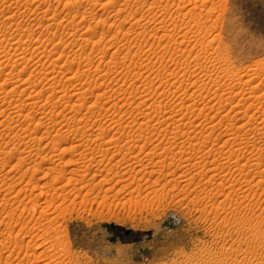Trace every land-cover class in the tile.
<instances>
[{
	"label": "rangeland",
	"instance_id": "obj_1",
	"mask_svg": "<svg viewBox=\"0 0 264 264\" xmlns=\"http://www.w3.org/2000/svg\"><path fill=\"white\" fill-rule=\"evenodd\" d=\"M0 47V97L13 101L0 99V123L13 131L24 122L0 130V264H264L263 143L227 129L264 90V0H0ZM250 74L260 77L250 83ZM252 86L254 97L236 106L232 95ZM255 104L260 127L264 106ZM189 137V151L214 140L218 172L207 178L186 162L179 145ZM221 143L250 144L256 166L225 190L215 183L238 166L218 155Z\"/></svg>",
	"mask_w": 264,
	"mask_h": 264
},
{
	"label": "bare ground",
	"instance_id": "obj_2",
	"mask_svg": "<svg viewBox=\"0 0 264 264\" xmlns=\"http://www.w3.org/2000/svg\"><path fill=\"white\" fill-rule=\"evenodd\" d=\"M37 1H38V0H37ZM74 1H75V0H74ZM126 1H127V0H126ZM130 1H131V0H130ZM153 1H154V0H153ZM156 1H157V0H156ZM174 1H175V0H174ZM186 1H187V0H186ZM189 1H190V0H189ZM81 2H83V1H81ZM107 2H109V1H107ZM137 2H138V1H137ZM137 2H136V3H137ZM145 2H146V1H145ZM180 2H181V1H180ZM183 2H184V1H182V3H183ZM10 3H11V2H10ZM35 3H36V2H35ZM72 3H73V2H72ZM86 3H87V2H86ZM86 3H85V4H86ZM109 3H110V2H109ZM123 3H124V2H123ZM143 3H144V1H143ZM143 3H142V4H143ZM153 3H154V2H153ZM173 3H174V2H173ZM173 3H172V5H173ZM204 3H205V2H204ZM75 4H76V3H75ZM88 4H89V3H88ZM142 4H141V5H142ZM156 4H157V2H156ZM187 4H188V3H187ZM192 4H193V3H192ZM26 5H27V4H26ZM121 5H122V4H121ZM123 5H124V4H123ZM136 5H138V4H136ZM182 5H184V4H182ZM143 6H144V5H143ZM163 6H164V5H163ZM163 6H162V7H163ZM189 6H190V5H189ZM86 7H87V6H86ZM137 7H138V6H137ZM151 7H152V6H151ZM179 7H180V6H179ZM181 7H182V6H181ZM192 7H193V6H192ZM69 8H70V7H69ZM138 8H139V7H138ZM149 8H150V7H149ZM152 8H153V7H152ZM76 9H77V8H76ZM155 9H156V8H155ZM6 10H7V9H6ZM87 10H88V9H87ZM156 10H157V9H156ZM170 10H171V9H170ZM177 10H178V9H177ZM193 10H194V9H193ZM193 10H191V11H193ZM70 11H71V10H70ZM121 11H122V9H121ZM140 11H141V10H140ZM140 11H139V12H140ZM164 11H165V10H164ZM39 12H40V11H39ZM155 12H157V11H155ZM178 12H179V11H178ZM178 12H177V13H178ZM134 13H135V12H134ZM141 13H142V12H141ZM161 13H162V12H161ZM163 13H164V12H163ZM171 13H172V12H171ZM189 13H190V12H189ZM142 14H143V13H142ZM159 14H160V13H159ZM180 14H181V12H180ZM184 14H185V13H184ZM191 14H192V13H191ZM191 14H190V16H191ZM12 15H13V14H12ZM36 15H37V14H36ZM145 15H146V14H145ZM155 15H156V14H155ZM155 15H154V16H155ZM170 15H171V14H170ZM178 15H179V14H178ZM186 15H187V13H186ZM196 15H197V14H196ZM7 16H8V15H7ZM112 16H113V15H112ZM118 16H119V15H118ZM183 16L185 17V15H183ZM49 17H50V16H49ZM127 17H128V16H127ZM127 17H126V18H127ZM140 17H141V16H140ZM142 17H143V16H142ZM144 17H145V16H144ZM167 17H168V15H167ZM155 18H156V17H155ZM157 18H158V16H157ZM163 18H164V17H163ZM174 18H175V17H174ZM191 18H192V17H191ZM198 18H199V17H198ZM28 19H29V18H28ZM124 19H125V18H124ZM143 19H145V18H143ZM167 19H168V18H167ZM21 20H22V19H21ZM30 20H31V19H30ZM38 20H39V19H38ZM128 20H129V19H128ZM136 20H137V18H136ZM153 20H154V19H153ZM169 20H170V19H169ZM177 20H178V19H177ZM34 21H35V20H34ZM116 21H117V20H116ZM139 21H140V20H139ZM143 21H144V20H143ZM147 21H148V20H147ZM160 21H161V20H160ZM160 21H159V22H160ZM175 21H176V20H175ZM187 21H188V20H187ZM191 21H192V20H191ZM200 21H202V20H200ZM112 22H113V21H112ZM119 22H120V21H119ZM164 22H165V21H164ZM173 22H174V21H173ZM176 22H177V21H176ZM51 23H52V22H51ZM145 23H146V22H145ZM149 24H150V23H149ZM160 24H161V22H160ZM163 24H164V23H163ZM176 24H177V23H176ZM188 24H189V23H188ZM15 25H16V24H15ZM155 25H156V24H155ZM155 25H154V26H155ZM196 25H197V24H196ZM133 26H134V25H133ZM142 26H143V25H142ZM157 26H158V25H157ZM172 26H173V25H172ZM172 26H171V27H172ZM44 27H45V26H44ZM163 27H165V26H163ZM166 27H167V26H166ZM166 27H165V29H166ZM185 27H186V26H185ZM185 27H184V28H185ZM172 28H173V27H172ZM175 28H176V27H175ZM175 28H174V29H175ZM13 29H14V28H13ZM17 29H18V28H17ZM139 29H140V28H139ZM154 29H155V28H154ZM163 29H164V28H163ZM165 29H164V30H165ZM157 30L159 31L158 28H157ZM160 30H161V29H160ZM167 30H168V29H167ZM167 30H165V31L162 30L164 33H165V32L168 33V34H166V33L164 34V33H163V34H164V35L162 34L163 36L160 34L162 38H163L164 36H165V37H166V36H170V37H171V35L169 34L170 31H167ZM170 30H171V29H170ZM172 30H173V29H172ZM172 30H171V31H172ZM146 31H147V30H146ZM148 31H149V30H148ZM155 31H156V30H155ZM155 31H154V32H155ZM30 32H31V31H30ZM83 32H84V31H83ZM143 32H144V31H143ZM154 32H153V33H154ZM174 32H175V31H174ZM177 32H178V30H177ZM180 32H181V31H180ZM187 32H188V31H187ZM23 33H24V32H23ZM79 33H80V32H79ZM155 33H156V32H155ZM161 33H162V32H161ZM20 34H21V33H20ZM81 34H82V33H81ZM10 35H11V34H10ZM39 35H40V34H39ZM42 35H43V34H42ZM154 35H155V34H154ZM157 35H158V34H157ZM157 35H155V37H156ZM177 35H178V34H177ZM181 35H183V34H181ZM78 36H79V35H78ZM186 36H187V33H186ZM194 36H195V35H194ZM122 37H123V35H122ZM161 37H160V39H162ZM165 37H164V38H165ZM177 37L179 38V36H177ZM181 37H182V36H181ZM188 37H189V36H188ZM28 38H29V37H28ZM90 38H91V37H90ZM167 38H169V37H167ZM174 38H175V37H174ZM178 38H176L177 40H176V39H173V40H175V41H177V42L179 41V43L182 44L183 41L180 42V39H178ZM182 38H183V37H182ZM88 39H89V38H88ZM119 39H121V38H119ZM169 39H170V38H169ZM169 39H167V41H168ZM17 40H18V39H17ZM78 40H79V39H78ZM162 40H163V39H162ZM184 40H185V39H184ZM187 40H188V38H187ZM19 41H20V40H19ZM25 41H26V40H25ZM30 41H31V40H30ZM50 41H51V40H50ZM84 41H85V40H84ZM98 41H99V40H98ZM171 41H172V39H171ZM171 41H170V42H171ZM82 42H83V41H82ZM168 42H169V41H168ZM184 42H185V41H184ZM11 43H12V42H11ZM18 43H19V42H17V44H13V46H14V45H17V46L14 47V48L17 49V50H19V47H20V46H19L20 44H18ZM49 43H50V42H49ZM57 43H59V42H57ZM70 43H71V42H70ZM92 43H93V42H92ZM135 43H136V42H135ZM187 43H188V42H187ZM7 44H8V43H7ZM124 44H125V43H124ZM166 44H167V43H166ZM181 44H180V45H181ZM8 45H9V44H8ZM52 45H53V44H52ZM58 45H59V44H58ZM143 45H144V44H143ZM18 46H19V47H18ZM110 46H111V45H110ZM187 46H188V45H187ZM35 47H36V46H35ZM42 47H43V46H42ZM56 47H57V46H56ZM59 47H60V45H59ZM72 47H73V46H72ZM123 47H124V46H123ZM0 48H1V47H0ZM26 48H27V47H26ZM45 48H46V47H45ZM45 48H43V49L41 48L42 51L45 50ZM78 48H79V47H78ZM82 48H83V47H82ZM93 48H94V47H93ZM190 48H191V47H190ZM10 49H11V48H10ZM20 49H21V48H20ZM101 49H102V48H101ZM103 49H104V47H103ZM108 49H109V48H108ZM125 49H126V48H125ZM136 49H137V48H136ZM56 50H57V48H56ZM150 50H151V49H150ZM5 51H7V50L5 49ZM23 51H24V50H23ZM34 51H35V50H34ZM40 51H41V50H40ZM47 51H49V50H47ZM102 51H103V50H102ZM105 51H107V50H105ZM116 51H117V50H116ZM126 51H127V49H126ZM145 51H146V50H145ZM179 51H180V50H179ZM183 51H184V50H183ZM18 52H19V51H18ZM20 52H21V50H20ZM20 52H19V53H20ZM44 52L46 53V51H44ZM44 52H43V53H44ZM164 52H165V51H164ZM19 53H18V54H19ZM36 53H37V52H36ZM52 53H53V51H52ZM84 53H85V52H84ZM22 54H23V53H22ZM41 54H42V53H41ZM47 54H48V53H47ZM81 54H82V53H81ZM106 54H107V53H106ZM9 55H10V54H9ZM12 55H13V54H12ZM62 55H63V54H62ZM94 55H95V54H94ZM102 56H103V55H102ZM42 57H43V56H42ZM48 57H49V56H48ZM52 57H53V56H52ZM99 57H100V56H99ZM49 58H50V57H49ZM56 58H57V57H56ZM63 58H64V57H63ZM131 58H133V57L131 56ZM131 58H130V59H131ZM37 59H38V58H37ZM53 59H54V58H53ZM60 59H61V58H60ZM67 59H68V58H67ZM83 59H84V58H83ZM83 59H82V60H83ZM92 59H93V58H92ZM111 59H112V58H111ZM20 60H21V59H20ZM71 60H72V59H71ZM74 60H75V59H74ZM84 60H85V59H84ZM174 60H175V59H174ZM14 61H15V60H14ZM14 61H13V62H14ZM36 61H37V60H36ZM58 61H59V60H58ZM134 62H135V61H134ZM8 63H9V62H8ZM14 63H16V62H14ZM17 63H19V62H17ZM17 63H16V64H17ZM111 63H112V62H111ZM6 64H7V62H6ZM6 64H5V67H6ZM71 64H72V63H71ZM135 64H136V62H135ZM182 64H183V63H182ZM184 64H185V63H184ZM2 65H3V63H2ZM7 65H9V64H7ZM13 65H14V64H13ZM21 65H22V64H21ZM23 65H24V64H23ZM23 65H22V70H23V67H24ZM40 65H41V64H40ZM47 65H48V64H47ZM82 65H83V64H82ZM89 65H90V64H89ZM105 65H106V64H105ZM132 65H133V63H132ZM190 65H191V64H190ZM190 65H189V66H190ZM48 66H49V65H48ZM117 66H118V65H117ZM128 66H129V65H128ZM179 66H180V65H179ZM181 66H182V65H181ZM181 66H180V67H181ZM0 67H1V65H0ZM11 67H12V66H11ZM25 67H26V66H25ZM34 67H35V66H34ZM53 67L55 68L54 65H53ZM1 68H2V67H1ZM30 68H31V67H30ZM54 68H53V70H54ZM59 68H60V67H59ZM83 68H84V67H83ZM129 68L131 69V67H129ZM216 68H217V67H216ZM24 69H26V68H24ZM45 69H46V68H45ZM45 69H44V70H45ZM173 69H174V68H173ZM202 69H203V68H202ZM9 70H10V69H9ZM46 70H47V69H46ZM47 71H48V70H47ZM174 71H175V70H174ZM259 71H260V70H259ZM3 72H4V71H3ZM19 72H20V71H19ZM21 72H22V71H21ZM54 72H56V71L54 70ZM54 72H53V73L51 72V73L54 74ZM61 72H62V71H61ZM69 72H70V71H69ZM185 72L187 73V71H185ZM238 72H239V71H238ZM242 72H243V71H242ZM81 73H82V72H81ZM105 73H106V72H105ZM140 73H141V72H140ZM202 73H203V72H202ZM250 73H251V72H250ZM256 73H257V72H256ZM256 73H255V74H256ZM38 74H40L41 76L44 75L43 78H44V77L48 78V74H49V72H46V71H45V72H42V71H39ZM191 74H192V73H191ZM234 74H235V73H234ZM237 74H238V73H237ZM255 74H254V76H252L253 74H250V79H248V80L250 81V83H254V82H256V81L258 80V78L260 77V76H259L260 73H257V74H259V75H257V76H256ZM36 75H37V74H36ZM135 75H136V74H135ZM2 76H3V75H2ZM61 76H62V75H61ZM70 76H73V74L70 75ZM234 76H235V75H234ZM28 77H29V76H28ZM203 77H204V76H203ZM207 77H208V76H207ZM236 77H237V76H236ZM239 77L241 78V76H239ZM242 77H243V76H242ZM0 78H1V77H0ZM35 78H36V77H35ZM46 78H45V79H46ZM50 78H51V77H50ZM58 78H59V77H58ZM78 78H79V77H78ZM80 78H81V77H80ZM112 78H113V77H112ZM188 78H189V77H188ZM188 78H187V79H188ZM197 78L200 79V77H197ZM65 79H66V78H65ZM70 79H71V77H70ZM176 79H177V78H176ZM199 79H197V80H199ZM235 79H236V78H235ZM260 79H261V78H260ZM59 80H60V79H59ZM71 80H72V79H71ZM84 80H85V79H84ZM188 80H189V79H188ZM202 80H203V79H202ZM230 80H231V79H230ZM239 80H240V79H239ZM239 80H237V81H239ZM243 80H244V79H243ZM248 80H247V81H248ZM5 81H6V80H5ZM18 81H19V80H18ZM24 81H25V80H24ZM24 81H23V82H24ZM61 81H62V80H61ZM89 81H90V80H89ZM217 81H218V80H217ZM234 81H235V80H234ZM240 81H241V80H240ZM8 82H9V81H8ZM14 82H16V80H15ZM23 82H22V83H23ZM25 82H26V81H25ZM25 82H24V84H25ZM87 82H88V81H87ZM96 82H97V81H96ZM104 82H105V81H104ZM109 82H110V81H109ZM161 82H162V81H161ZM195 82H196V81H195ZM241 82H242V81H241ZM241 82H240V83H241ZM243 82H244V81H243ZM69 83H70V82H69ZM97 83H98V82H97ZM0 84H1V83H0ZM11 84H12V83H11ZM19 84H20V83H18V85H19ZM31 84H32V83H31ZM70 84H71V83H70ZM155 84H156V83H155ZM205 84H207V83H205ZM234 84H235V83H234ZM238 84H239V83H238ZM238 84H235V87H236V85H238ZM33 85L35 86V84H33ZM50 85H51V84H50ZM59 85H60V84H58V86H57L56 88H58ZM93 85H95V83H94ZM99 85H100V84H99ZM199 85H200V84H199ZM201 85H202V84H201ZM208 85H209V84H207L206 86H208ZM216 85H217V84H216ZM222 85H223V84H222ZM222 85H221V86H222ZM226 85L228 86L229 84H226ZM250 85H251V84H250ZM256 85H257V84H256ZM10 86H11V85H10ZM25 86H26V85H25ZM34 86H33V87H34ZM48 86H49V85H48ZM52 86H53V85H52ZM61 86H62V85H61ZM67 86H68V85H67ZM79 86H80V84H79ZM79 86H78V87H79ZM221 86H219V88H218L219 90H220ZM223 86H224V85H223ZM231 86H233V85H231ZM231 86H230V88L232 89ZM36 87H37V84H36ZM36 87H35V88H36ZM73 87H74V86H73ZM78 87H77V88H78ZM95 87H97V86H95ZM197 87H198V86H197ZM224 87H225V86H224ZM233 87H234V86H233ZM255 87H257V86H255ZM258 87H259V86H258ZM4 88H5V87H4ZM17 88H19V87L17 86ZM25 88H26V87H25ZM29 88H30V87H29ZM31 88H32V87H31ZM37 88H38V87H37ZM56 88L54 87L53 89L55 90ZM61 88H62V87H61ZM66 88H67V87H66ZM68 88H69V87H68ZM68 88H67V90H68ZM75 88H76V87H75ZM77 88H76V89H77ZM93 88H94V87H93ZM93 88H92V89H93ZM225 88H226L225 90H227V87H225ZM237 88H238V86H237ZM237 88H236V89H237ZM253 88H254L253 86L250 87L248 90H246L245 93H243V92L240 90V91L243 93V96H242V98L239 99V100H238V98H236V95H234V94L232 95L233 98H231V99H232L233 101H234V100H237V104H236V106L241 105V104H242V101H244V100L247 98V96H248L249 94H251L250 96L254 97V96L252 95V93H253V91H254ZM10 89H11V88H10ZM27 89H28V88H27ZM39 89H40V88H39ZM62 89H65V88H62ZM79 89L81 90V91H80L81 94L79 93L80 95L85 94V92H84V90H83V89H85V86H82V87L79 88ZM88 89H89V88H88ZM95 89H96V88H95ZM95 89H94V90H95ZM145 89H146V88H145ZM149 89H150V88H149ZM212 89H213V88H212ZM234 89H235V88H234ZM20 90H21V89H20ZM22 90H23V89H22ZM22 90H21V93H23ZM25 90H26V89H25ZM25 90H24V91H25ZM60 90H61V89H60ZM69 90H70V89H69ZM77 90H78V89H77ZM176 90H177V89H176ZM243 90H245V89H243ZM0 91H1V90H0ZM8 91H9V90H8ZM33 91H35V90H33ZM40 91H41V90H40ZM51 91H52V90H51ZM56 91H57V90H56ZM56 91H54V92L52 93V96H51V95H47V96H50V97H52V98H53V97H57L58 94L61 95V93L63 92L62 90H61L62 92H61V91H57V92H56ZM82 91H83V94H82ZM87 91H88V90H87ZM147 91H149V90H147ZM172 91H173V90H172ZM220 91H222V90H220ZM223 91H224V90H223ZM228 91H230V90H228ZM231 91H232V90H231ZM233 91H234V90H233ZM233 91H232V92H233ZM236 91H237V90H236ZM240 91H238V92H240ZM15 92H17V91H15ZM26 92H27V90H26ZM38 92H39V90H38L36 93H38ZM42 92H43V91H42ZM47 92H48V91H47ZM47 92H46V93H47ZM70 92H71V91H70ZM77 92H78V91H77ZM164 92H165V91H164ZM174 92H175V91H174ZM218 92H219V91L217 90V93H218ZM225 92H226V91H224V93H225ZM232 92H231V93H232ZM238 92H237V93H238ZM31 93H32V91H31ZM33 93H35V92H33ZM36 93H35V94H36ZM65 93H66V91H65ZM103 93H104V92H103ZM106 93H107V92H106ZM235 93H236V92H235ZM237 93H236V94H237ZM242 93H241L240 95H242ZM261 93H262V94H260V96H259V95H258V96L256 95L257 97H255V100H254V98H253L254 101L251 99L252 102H251V103L249 102L250 105L246 106V107H248V108H247L245 111L242 112V111H238V110H235V109H234L235 111H237V112L235 113V114H236V117L238 116V114H241V115L239 116V118H237V121H233V120L235 119V117H234L235 115H234V116H233V120L230 121L231 123H230V124H227V125H229L227 129H230V130H231V129L234 128V127H235V129H236V127H237L236 130H232V131H235L237 134H236L235 132H234V134L237 135V137H239V138H240V137H244V136L246 137V139H245V137L242 138V142H243V139H245V141H246V140H248V139H252V137H253L254 141H259V142H262V143H263V149H264V117H263V119L261 118V119L263 120V122H262V123H263V126H262V125H259L260 127H258V125H257V126H254L255 121H253V120H257V119H255V118L257 117V114L255 113V115H254V112H252L253 114L250 115V113H251V111H252V105L255 104L256 102L258 103V105L260 104L261 106H262V105L264 106V104L262 103L264 99L262 100V102H261V99H258V98H262V97H264V90H263ZM1 94H2V93H1ZM9 94H10V93H9ZM24 94H26V93H24ZM71 94H72V93H71ZM88 94H90V93H88ZM181 94H182V93H181ZM193 94H194V93H193ZM238 94H239V93H238ZM238 94H237V95H238ZM5 95H6V94H5ZM5 95H4V96H5ZM27 95H28V93H27ZM38 95H39V93H38ZM38 95H37V96H38ZM41 95H42V94H41ZM60 95H59V97H60ZM62 95H63V94H62ZM75 95H77V94H75ZM102 95H103V94H102ZM145 95H146V94H145ZM216 95H217V94H216V92H215V96H216ZM219 95H222V93L219 94ZM4 96H3V97H0V99H1V98L4 99L5 97H7V98H5V99L8 100V97H10V96H7V95H6L5 97H4ZM11 96H13V95H11ZM18 96H19V95H18ZM29 96L31 97V98L29 97L31 100H32L33 98H36V96H34V95L32 96L31 94H29ZM44 96H45V95H44ZM83 96H85V95H83ZM97 96H98V94H97ZM226 96H227V95H226ZM238 96H239V95H238ZM27 97H28V96H27ZM39 97H40V96H39ZM79 97H81V96H79ZM213 97H214V96H213ZM221 97H222V96H221ZM248 97H249V96H248ZM48 98H49V97H48ZM61 98H62V96H61ZM91 98H92V97H91ZM187 98H188V97H187ZM216 98H217V97H216ZM228 98H229V100H231L230 97H228ZM256 98H257L258 100H257ZM5 99H4V100H5ZM27 99H28V98H27ZM39 99H40V98H39ZM46 99H47V98H46ZM49 99H50V98H49ZM49 99H48V101H49ZM58 99H59V98H58ZM97 99H98V98H97ZM146 99H147V98H146ZM204 99H205V98H204ZM249 99H250V98H249ZM9 100H10V99H9ZM9 100H8V102H9ZM50 100H51V99H50ZM56 100H57V99H56ZM61 100H62V99H61ZM65 100H66V99H65ZM95 100H96V99H95ZM208 100H209V99H208ZM217 100H218V98H217ZM219 100H220V98H219ZM48 101H47V102H48ZM89 101H90V100H89ZM8 102H7V103H8ZM10 102H13V101L10 100ZM22 102H23V101H22ZM87 102H88V101H87ZM206 102H207V101H206ZM220 102H221V100H220ZM222 102H223V101H222ZM245 102H246V101H245ZM5 103H6V102H5ZM32 103H33V102H32ZM56 103H57V102H56ZM96 103H97V102H96ZM249 103H248V104H249ZM8 104H9V103H8ZM18 104H19V103H18ZM23 104H24V103H23ZM45 104H46V103H45ZM73 104H74V103H73ZM116 104H117V103H116ZM205 104H206V103H205ZM4 105H5V104H4ZM33 105H34V104H33ZM53 105H55V104H53ZM246 105H247V104H246ZM255 105H256V104H255ZM5 106H6V105H5ZM16 106H18V105H16ZM20 106H21V105H20ZM20 106H19V107H20ZM39 106H40V105H39ZM213 106H214V105H213ZM233 106H234V105H233ZM233 106H232L230 109H233ZM236 106H235V108H236ZM6 107H7V106H6ZM13 107H15V106H13ZM34 107H35V106H34ZM62 107H63V106H62ZM86 107H87V106H86ZM239 107H240V106H239ZM243 107H244V106H243ZM254 107H255V106H254ZM258 107H260V106H258ZM53 108H54V107H53ZM71 108H72V107H71ZM76 108H78V107H76ZM186 108H187V107H186ZM211 108H212V107H211ZM216 108H217V107H216ZM221 108H222V106H221ZM4 109H5V108H4ZM7 109H8V108H7ZM18 109H19V108H18ZM22 109H23V108H22ZM43 109H44V108H43ZM200 109H201V108H200ZM230 109H229V110H230ZM260 109H264V108L261 107ZM10 110H11V109H10ZM38 110H39V109H38ZM185 110H186V109H185ZM187 110H188V109H187ZM192 110H193V108H192ZM198 110H199V109H198ZM216 110H217V109H216ZM219 110H220V109H219ZM222 110H223V109H222ZM253 110L256 111V112H258V109L255 110V109L253 108ZM4 111H5V110H4ZM42 111H43V110H42ZM60 111H61V110H60ZM63 111H64V110H63ZM18 112H19V111H18ZM51 112H52V111H51ZM80 112H81V111H80ZM172 112H173V111H172ZM218 112H219V111H218ZM228 112H230V111H228ZM228 112H227V113H228ZM0 113H1V112H0ZM2 113H3V112H2ZM204 113H205V112H204ZM182 114H183V113H182ZM186 114H187V113H186ZM225 114H226V113H225ZM259 114H260L261 116H264V110H262L261 112H259ZM0 115H2V114H0ZM10 115H11V114H10ZM171 115H172V114H171ZM205 115H206V114H205ZM25 116H26V114H25ZM214 116H215V115H214ZM218 116H219V115H218ZM226 116H228V115H226ZM254 116H255V118H254ZM258 116H259V115H258ZM6 117H7V116H6ZM13 117H14V116H13ZM163 117H164V116H163ZM190 117H191V116H190ZM222 117H223V116H222ZM228 117H229V116H228ZM230 117H231V116H230ZM7 118H8V117H7ZM26 118H28V117H25V119H26ZM51 118H52V117H51ZM54 118H55V116H54ZM54 118H52V120H53V121H56V120H55L56 118H55V119H54ZM65 118H66V117H65ZM184 118H185V117H184ZM212 118H213V117H212ZM224 118H225V117H224ZM257 118H259V117H257ZM32 119H33V118H32ZM78 119H79V118H78ZM173 119H174V118H173ZM3 120H4V118H3ZM44 120H45V118H44ZM52 120H51V121H52ZM222 120H223V119H222ZM224 120H225V119H224ZM262 120H261V121H262ZM8 121H9V120H8ZM32 121H33V120H32ZM53 121H52V122H53ZM3 122H4V121H3ZM22 122H23V121H22ZM22 122H20V124H17V125L14 124V125H15V126L13 125L14 127H13V126H12V127L9 126V127L13 128V131H14V132L17 131V130L20 131V129H22L23 126H24V125H23L24 122H23V123H22ZM37 122H38V121H37ZM37 122H36V123H37ZM143 122H144V121H143ZM149 122H150V121H149ZM175 122H176V121H175ZM208 122H209V121H208ZM220 122H221V121H220ZM251 122H253V123L251 124ZM257 122H258V121H257ZM38 123H39V122H38ZM47 123H48V122H47ZM59 123H60V122H59ZM85 123H86V122H85ZM156 123H157V122H156ZM161 123H162V122H161ZM163 123H164V122H163ZM187 123H188V122H187ZM262 123H260V124H262ZM7 124H9V123H7ZM11 124H12V123H10V125H11ZM43 124H45V123H43ZM72 124H73V123H72ZM135 124H136V123H135ZM148 124H149V123H148ZM148 124H146V125H148ZM179 124H180V123H179ZM205 124H206V123H205ZM216 124H217V122L214 123V125H216ZM225 124H226V123H225ZM40 125H41V124H40ZM52 125H53V124H52ZM126 125H127V124H126ZM141 125H142V124H141ZM189 125H190V124H189ZM219 125H220V124H219ZM255 125H256V124H255ZM7 126H8V125H7ZM53 126H54V125H53ZM157 126H158V125H157ZM180 126H181V125H180ZM180 126H177V127L181 128ZM220 126H221V125H220ZM253 126H254V127H253ZM5 127H6V125H4V123H0V130H1V128H2L3 131H5L6 129H8V128L5 129ZM86 127H87V126H86ZM145 127H146V126H145ZM173 127H174V126H173ZM195 127H196V126H195ZM195 127H194V129H195ZM216 127H218V126H216ZM221 127H222V126H221ZM24 128H25V127H24ZM47 128H48V127H47ZM87 128H88V127H87ZM89 128H90V127H89ZM150 128H151V127H150ZM163 128H164V127H163ZM163 128H162V129H163ZM213 128H215V126L212 127V130H213ZM4 129H5V130H4ZM90 129H92V128H90ZM223 129H225V128H223ZM227 129H226V131H227ZM148 130H149V129H148ZM164 130H165V128H164ZM180 130H181V129H180ZM199 130H200V129H199ZM219 130H220V129H219ZM237 130L239 131V134H240L241 132L243 133V134L241 133L242 136H241V134H240V135L238 134ZM6 131H7V130H6ZM6 131H5V132H6ZM8 131H12V130H8ZM8 131H7V132H8ZM13 131H12V132H13ZM81 131H82V130H81ZM83 131H84V130H83ZM153 131H154V130H153ZM167 131H168V130H167ZM197 131H198V130H197ZM220 131H221V130H220ZM222 131H224V130H222ZM228 131H229V130H228ZM228 131H227V132H228ZM177 132H178V131H177ZM185 132H186V131H185ZM17 133H18V132H16L15 135H19V134H17ZM82 133H83V132H82ZM91 133H92V131H91ZM98 133H99V131H98ZM250 133L252 134V137L250 136L251 138H248V139H247V137H249ZM3 134H4V133H3ZM13 134H14V133H13ZM173 134H174V133H173ZM175 134H176V133H175ZM180 134H181V133H180ZM180 134H179V135H180ZM227 134H228V133H227ZM230 134H231V133H230ZM248 134H249V135H248ZM103 135L105 136V134H103ZM165 135H166V134H165ZM183 135H184V133H183ZM213 135H214V134H213ZM225 135H226V133H225ZM225 135H224V136H225ZM89 136H90V135H89ZM162 136H163V135H162ZM177 136H178V134H177ZM188 136H190V135H188ZM196 136H197V135H196ZM207 136H208V135H207ZM211 136H212V135H211ZM227 136H228V135H227ZM8 137H9V136H8ZM19 137H20V135H19ZM45 137H46V136H45ZM82 137H84V136H82ZM82 137H81V139H82ZM101 137H102V136H101ZM220 137H221V136H220ZM220 137H218V139H219ZM5 138H6V137H5ZM178 138H179V137H178ZM178 138H177V139H178ZM180 138H181V137H180ZM204 138H205V137H204ZM207 138H209V137H207ZM9 139H10V138H9ZM87 139H88V138H87ZM175 139H176V138H175ZM177 139H176V140H177ZM197 139H198V138H197ZM228 139H229V140H227V141H230V138H228ZM231 139H233V141L237 140L236 138H235V140H234V138H231ZM29 140H30V139H29ZM191 140H192V138L189 137V138L187 139V141L185 140V141H186L185 143H181V141H180L181 144L179 145V146H181V148H183V149H182V152H183V153H187V155H189L188 157H186L187 159L185 158L186 162H187V160H188V162L192 163V165H194L195 163H193V162H191V161L198 162L197 164H199V165L202 164V166H203V168H204V173H203V174H204L205 177L208 176V175H207V172H208V173H209V172H213V171H215V168H216V171H217V170L220 168V166H219V168L217 169V167H218L217 165H218V164H217V165H214V160H215L216 158H215V159H212L211 161H209V159H210L209 154H210L211 152L208 153V152L210 151V150H208V149L211 148V147H209V146L212 145V144L210 143L212 139L209 141L210 145H208V144H209L208 141L205 143V144L208 143V144H207V145H208L207 147H209V148L205 147V144H204L203 148H205L206 150H205V149L202 150L203 148H200V147H201L200 145H198V146H197V145H194L195 143H197V142H195V143H193V145H192L193 148H191V150L189 151V147H188L187 145H188V144L191 145V143L193 142V141H191ZM18 141H19V140H18ZM86 141H87V140H86ZM88 141H89V140H88ZM177 141H178V140H177ZM177 141H176V142H177ZM202 141H203V140H202ZM212 141H214V140H212ZM225 141H226V140H225ZM225 141H224V142H225ZM248 141H249V140H248ZM250 141H251V140H250ZM252 141H253V140H252ZM252 141H251V142H252ZM20 142H21V141H20ZM63 142H64V141H63ZM182 142H183V141H182ZM204 142H205V141H204ZM217 142H218V140L215 141L216 144H217ZM224 142H223V143H224ZM240 142H241V141H240ZM242 142H241V143H242ZM0 143H1V142H0ZM5 143H6V142H5ZM9 143H10V142H9ZM65 143H66V142H65ZM178 143H179V142H178ZM178 143H177V144H178ZM236 143H237V142L235 141V144H236ZM254 143H255V142H254ZM256 143H258V142H256ZM256 143H255V144H256ZM7 144H8V143H7ZM16 144H17V143H16ZM66 144H67V143H66ZM199 144H200V143H199ZM201 144H203V143L201 142ZM238 144H239V141H238ZM244 144H246V143H244ZM251 144H252V143H251ZM34 145H35V144H34ZM213 145H215V144H213ZM218 145H219V144H218ZM220 145L222 146V147H220V148H221L220 150L217 149V148H215L216 146H214V149L219 150V151H218V153H219L218 155H220V153L222 152L221 155H222V159L224 158L223 160L226 159L228 162H230V165H231V162H232V165L235 163V165L237 164V166H238V167H236L235 169H231V168L234 166V165H233V166L231 165L232 167L230 168V170H229V166H228V168H227V169H228V173H226V174L224 173L223 176H222V180H223V181H222V182L220 181V184H217V183H219V182L215 183V185H216L217 187H219V186H223L221 189L225 190V189H228V188H229V187L225 188V187L227 186V184H228L227 182L230 181V182L232 183V180H234V179H232V177H234V176H236V175H239V176H240V175H243L246 169H248V170H249L250 168L254 169L256 166H254V168H253V165H250V164H249V162L251 161L250 159H252L251 156L249 155L250 157H247V153H248V150H249L248 147L250 146V144H247L248 146H247L246 148L243 147V145H241V147L239 146V147L236 148V147H235L236 145H235V146H234V145L230 146L231 144L229 145L230 147H228V146H226V145H227L226 143L223 144V145H222V143H221ZM239 145H240V144H239ZM258 145H259V144H258ZM56 146H57V145H56ZM173 146H174V145H173ZM199 146H200V147H199ZM244 146H245V145H244ZM253 146H254V145H253ZM261 146H262V145H261ZM13 147H14V146H13ZM185 147H186V148H185ZM25 148H26V147H25ZM181 148H180V149H181ZM184 148H185V149H184ZM249 148H250V147H249ZM252 148H255V147H252ZM252 148H251V149H252ZM12 149H13V148H12ZM15 149H16V148H15ZM66 149H67V148H66ZM180 149H179V150H180ZM212 149H213V147H212ZM258 149H259V148L257 147V150H258ZM261 149H262V148H261ZM261 149H260V150H261ZM13 150H14V149H13ZM3 151H4V150H3ZM30 151H31V150H30ZM53 151H54V150H53ZM211 151H212V150H211ZM250 151H251V150H250ZM250 151H249V153H252V152H250ZM252 151H253V149H252ZM254 151H255V149H254ZM254 151H253V153H254ZM258 151H259V150H258ZM106 152H107V151H106ZM214 152H216V151H214ZM37 153H38V152H37ZM183 153H182V154H183ZM207 153H208V154H207ZM101 154H102V153H101ZM105 154H106V153H105ZM174 154H175V153H174ZM213 154H214V153H213ZM255 154H256V155H259V157L261 156V158H260V161H261L260 164H261V163L263 162V161H262V160H263L262 158H264V157H262V155L264 154V150L259 151V152L255 153ZM255 154H254L253 156H254V157H257V156H255ZM26 155H27V154H26ZM172 155H173V154H172ZM172 155H171V156H172ZM215 155H216V154H215ZM215 155H214V156H215ZM221 155H220V156H221ZM101 156H102V155H101ZM155 156H156V155H155ZM169 156H170V155H169ZM173 156H174V155H173ZM253 156H252V157H253ZM263 156H264V155H263ZM27 157H28V156H27ZM134 157H135V156H134ZM218 157H219V156H217V158H218ZM100 158H101V157H100ZM152 158H153V157H152ZM157 158H158V157H157ZM202 158L204 159L205 164L201 163V162H203V161H202ZM213 158H214V157H213ZM249 158H250V159H249ZM124 159H125V158H124ZM142 159H143V158H142ZM165 159H166V158H165ZM222 159H221V160H222ZM255 159H256V158H254V160H255ZM257 159H258V157H257ZM257 159H256V160H257ZM261 159H262V160H261ZM148 160H149V159H148ZM217 160H219V159H217ZM226 160H225V161H226ZM231 160H232V161H231ZM234 160H235V162H234ZM243 160H245V163H243V164L241 165L240 163H241ZM256 160H255V161H256ZM122 161H123V160H122ZM127 161H128V160H127ZM100 162H101V161H100ZM133 162H134V161H133ZM188 162H187V163H188ZM228 162H227V163H228ZM252 162H253V161H252ZM149 163H150V162H149ZM190 163H189V164H190ZM221 163H223V161H222ZM132 164H133V163H132ZM215 164H216V162H215ZM257 164H258V163H257ZM140 165H142V163H141ZM199 165H198V166H199ZM209 165H212L213 167L210 168ZM221 165H222V164H221ZM228 165H229V164H228ZM254 165H255V164H254ZM136 166H137V165H136ZM136 166H135V167H136ZM187 166H188V165H187ZM200 166H201V165H200ZM202 166H201V167H202ZM215 166H216V167H215ZM223 166H224V165H223ZM223 166H221V167L223 168ZM87 167H88V166H87ZM194 167H195V165H194ZM194 167L191 166V168H194ZM208 167H209V168H208ZM3 168H4V167H3ZM3 168H2V169H3ZM50 168H51V167H50ZM199 168H200V167H199ZM199 168H198V169H199ZM245 168H246V169H245ZM85 169H86V168H85ZM89 169H90V168H89ZM194 169H195V168H194ZM194 169H193V170H194ZM196 169H197V167H196ZM225 169H226V166H225ZM255 169H256V168H255ZM255 169H254V170H255ZM188 170H189V169H188ZM190 170H191V169H190ZM190 170H189V172H190ZM199 170H201V169H199ZM199 170H197V172H198ZM202 170H203V169H202ZM221 170H222V169H221ZM49 171H50V170H49ZM87 171H88V170H87ZM140 171H141V170H140ZM191 171H192V170H191ZM255 171H256V170H255ZM255 171H253L254 174L257 173V172H255ZM259 171H260V170H259ZM152 172H153V171H152ZM189 172H188V173H189ZM195 172H196V171H195ZM205 172H206V173H205ZM217 172H218V171H217ZM222 172H223V171H222ZM224 172H225V170H224ZM246 172H247V171H246ZM251 172H252V171H251ZM7 173H8V172H7ZM47 173H48V172H47ZM182 173H183V172H182ZM193 173H194V172H193ZM249 173H250V170H249ZM9 174H10V173H9ZM15 174H16V173H15ZM198 174H199V173H198ZM200 174H201V173H200ZM247 174H248V173H247ZM250 174H251V173H250ZM5 175H6V174H5ZM46 175H47V174H46ZM186 175H187V174H186ZM194 175L197 176L195 173H194ZM194 175H193V176H194ZM201 175H202V174H201ZM206 175H207V176H206ZM209 175H210V174H209ZM214 175L216 176V173H215ZM244 175H246V174H244ZM180 176H181V175H180ZM182 176H183V174H182ZM184 176H185V175H184ZM184 176H183V177H184ZM198 176H200V175H198ZM202 176H203V175H202ZM204 176H203V177H204ZM212 176H213V175H212ZM212 176H211V177H212ZM215 176H213V177L215 178ZM247 176H248V175H247ZM254 176H255V175H254ZM256 176H257V175H256ZM7 177H8V176H7ZM97 177H98V176H97ZM208 177H209V176H208ZM208 177H207V178H208ZM211 177L209 178L210 180H212ZM248 177H249V176H248ZM191 178H193V177H191ZM194 178H195V177H194ZM209 179H208L207 181H205L204 184H201L202 188L205 187L206 185H207V186H209V185L213 186V185L211 184V183H213V182H211ZM216 179H217V178H216ZM218 179H219V178H218ZM252 179H253V178H252ZM57 180H58V179H57ZM219 180H220V179H219ZM243 180H244V179H243ZM55 181H56V180H55ZM190 181H191V179H190ZM202 181H203V180H202ZM239 181H240V180H239ZM246 181H247V182H246ZM246 181H245V182H246L245 184H246L247 186H248V184H249L250 182H254L253 180L251 181V180H248V179H247ZM255 181H256V180H255ZM185 182H186V181H185ZM230 182H229V184H231ZM256 182H257V183H256L257 185H264V180H263V179H262V180L259 179V180H257ZM64 183H65V182H64ZM243 183H244V182H243ZM187 184H188V183H187ZM251 184H252V183H251ZM256 184H255V185H256ZM185 185H186V184H185ZM189 185H190V184H189ZM234 185H235V184H234ZM211 186H209V187H211ZM184 187H185V186H184ZM209 187H208V188H209ZM230 187H231V186H230ZM260 187H261V186H260ZM263 187H264V186H263ZM263 187H262V189H263ZM243 188H244V187H243ZM253 188H254V185H253ZM209 189H210V188H209ZM218 189H219V188H218ZM238 189H239V188H238ZM198 190H200V189H198ZM203 190L205 191V190H206V187L203 188ZM212 190H213V188H212ZM239 190H240L239 192H245V191L247 192V191H248V188H247V189L245 188L244 190L241 188V189H239ZM249 190H250V189H249ZM206 191H207V190H206ZM208 191H209V190H208ZM234 191H235V190H234ZM256 191H257V190H256ZM198 192H199V191H198ZM210 192H211V191H210ZM236 192H237V191H236ZM248 192H249V191H248ZM261 192H262V191H261ZM204 193H205V192H204ZM223 193H224V192H223ZM221 194H222V193H221ZM263 194H264V192L261 193V195H263ZM207 195H208V194H207ZM222 195H223V194H222ZM225 195H226V194H225ZM227 195H228V194H227ZM229 195H230V193H229ZM255 195H256V194H255ZM247 196H248V195H247ZM201 197H202V196H201ZM252 197H253V196H252ZM225 198H226V197H225ZM243 199H244V198H243ZM225 200H226V199H225ZM234 200H235V199H234ZM239 203H240V202H239ZM242 204H243V203H242ZM255 223H256V222H255ZM47 232H48V231H47ZM58 237H59V236H58ZM57 240H58V239H57ZM47 250H48V249H47Z\"/></svg>",
	"mask_w": 264,
	"mask_h": 264
},
{
	"label": "water",
	"instance_id": "obj_3",
	"mask_svg": "<svg viewBox=\"0 0 264 264\" xmlns=\"http://www.w3.org/2000/svg\"><path fill=\"white\" fill-rule=\"evenodd\" d=\"M169 219L174 223L179 220L178 217L173 213L169 215Z\"/></svg>",
	"mask_w": 264,
	"mask_h": 264
}]
</instances>
